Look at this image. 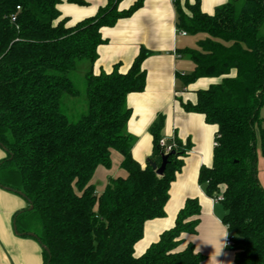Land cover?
I'll use <instances>...</instances> for the list:
<instances>
[{
	"label": "trees",
	"instance_id": "obj_1",
	"mask_svg": "<svg viewBox=\"0 0 264 264\" xmlns=\"http://www.w3.org/2000/svg\"><path fill=\"white\" fill-rule=\"evenodd\" d=\"M121 1L108 0L97 16L70 25L59 9L63 0H0V144L8 154L0 170L4 177L19 172V191L33 206L16 215L17 232L35 234L49 250L43 249V264H205L191 244L177 251L182 234L197 231L196 199L187 200L159 242L135 255L146 222L165 216L191 143L175 138L174 154L158 176L149 162L160 167L165 155L160 119L151 128L153 154L146 165L132 155L127 98L144 91L142 64L151 53L142 49L127 73L117 67L94 72L98 47L105 43L101 29L144 3L119 11ZM173 4L178 31L208 36L196 49L179 51L194 70L178 77L186 87L202 78L218 80L196 92L195 104L181 102L186 112L202 114L218 128L213 164L201 168L199 184L209 197L224 199L222 221L235 263L264 264L257 137L264 158V0H229L211 15L202 11L201 0ZM83 64L87 70L79 81ZM112 151L123 157L127 176L110 179L98 195L92 180L99 166L111 167Z\"/></svg>",
	"mask_w": 264,
	"mask_h": 264
},
{
	"label": "crops",
	"instance_id": "obj_2",
	"mask_svg": "<svg viewBox=\"0 0 264 264\" xmlns=\"http://www.w3.org/2000/svg\"><path fill=\"white\" fill-rule=\"evenodd\" d=\"M84 1V6L69 4L65 0L59 5L62 17L68 18L70 25L97 16L100 9L108 4V0ZM138 1L122 0L119 11L130 9ZM188 1L191 4L195 2ZM228 1L201 0V9L211 15ZM176 21L173 0H144L142 7L130 17L119 19L114 25L101 29L105 43L98 47V58L94 65L96 74L111 73L115 67L121 73H127L142 49L151 53L142 64L146 72L144 91L130 94L127 98V105L131 109L127 130L135 138L132 155L137 162L145 166L153 154L151 128L160 119L163 120L162 138L169 144L175 138L184 144L191 143V150L183 157V168L171 185L164 208L165 216L146 222L143 239L135 246V255H143L151 245L159 242L163 233L174 228L177 216L187 200L196 199L201 207L197 231L194 234H182L177 251H183L191 244L196 253L205 257V264H236L235 252L225 245L230 234L222 221L224 209L220 203H214L199 184L201 168L213 164L218 128L208 124L204 115L186 112L181 104H195L197 91L206 90L218 82L217 79L202 78L186 87L178 77L194 70L193 62L179 51L196 49L198 43L208 36L203 33L183 36L176 27ZM7 157V151L0 146V164ZM111 160L110 168L99 166L94 174L92 183L98 195L104 192L110 179L127 176L121 168L123 157L118 152L112 151ZM259 165L264 167L261 154L258 179ZM15 189L19 191L21 186ZM29 207L25 198L0 185V264L44 263L43 248L39 241L17 233L14 228L16 215Z\"/></svg>",
	"mask_w": 264,
	"mask_h": 264
},
{
	"label": "rangeland",
	"instance_id": "obj_3",
	"mask_svg": "<svg viewBox=\"0 0 264 264\" xmlns=\"http://www.w3.org/2000/svg\"><path fill=\"white\" fill-rule=\"evenodd\" d=\"M87 70V64H83L81 65V67L79 68L78 70V74H77V78L78 80L80 81V79L82 80L83 79V76H84V73L86 72ZM260 116L262 119H264V108H262L261 110V113H260ZM257 137H258V153L260 154V147H259V134H257ZM259 183L261 184V186L264 188V167L259 165ZM0 182L1 184L3 183L4 185H6V187H14V188H17V187H20L21 184H20V175H19V172L16 170V169H12L11 171V174L10 175H7V177H2V174H1V170H0ZM221 208V207H219ZM37 223H33L31 224L30 228L31 229H35V226H36Z\"/></svg>",
	"mask_w": 264,
	"mask_h": 264
},
{
	"label": "water",
	"instance_id": "obj_4",
	"mask_svg": "<svg viewBox=\"0 0 264 264\" xmlns=\"http://www.w3.org/2000/svg\"><path fill=\"white\" fill-rule=\"evenodd\" d=\"M0 146H1L2 148H4V146H3L2 144H0ZM4 149H5V148H4ZM5 150H6V149H5ZM6 151H7V150H6ZM172 154H174V152L162 156V163H161L160 167H158L157 164L154 163V162H151V161L149 162V165L153 168V170L156 171V174H157L158 176H162V175L164 174L165 169H166V167H167V165H168V162H169V157H170ZM5 189H7V190H9V191H13V192L19 194L20 196H22L23 198L26 199V195H25L23 192H20V191H14V190H12V189H10V188H5ZM32 208H33V206L30 207V210H31ZM14 228H15V230H16V232H17L16 224H14ZM17 233H18V232H17ZM27 235H28L29 237H33V238L37 239V236H36L35 234H33V233H29V234H27ZM43 249H45V251H47V252L49 253V250H48L47 248H44V247H43Z\"/></svg>",
	"mask_w": 264,
	"mask_h": 264
},
{
	"label": "built area",
	"instance_id": "obj_5",
	"mask_svg": "<svg viewBox=\"0 0 264 264\" xmlns=\"http://www.w3.org/2000/svg\"><path fill=\"white\" fill-rule=\"evenodd\" d=\"M18 10H20V8L18 7ZM12 21H15V18H12ZM181 35L185 36L187 33L184 31L180 32ZM160 146L164 149V154L167 155L169 153H171L175 147L174 143L169 144L165 139H162L160 141ZM214 146H217V142H215ZM214 203H221L224 199L221 196H217V197H213L212 198ZM226 247L230 248L233 246V241L231 239V237H228V239L226 240L225 243Z\"/></svg>",
	"mask_w": 264,
	"mask_h": 264
}]
</instances>
